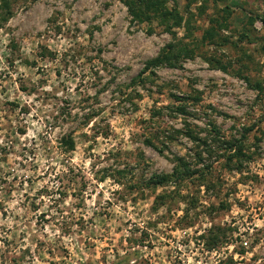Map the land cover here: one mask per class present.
Segmentation results:
<instances>
[{
    "label": "rangeland",
    "instance_id": "374dc122",
    "mask_svg": "<svg viewBox=\"0 0 264 264\" xmlns=\"http://www.w3.org/2000/svg\"><path fill=\"white\" fill-rule=\"evenodd\" d=\"M124 1L0 17V264H264V0Z\"/></svg>",
    "mask_w": 264,
    "mask_h": 264
},
{
    "label": "trees",
    "instance_id": "16d2710c",
    "mask_svg": "<svg viewBox=\"0 0 264 264\" xmlns=\"http://www.w3.org/2000/svg\"><path fill=\"white\" fill-rule=\"evenodd\" d=\"M11 1L12 0H0V13H1V20L5 21L8 20V18L12 15L11 13ZM211 0H204L202 2V5L200 7L204 8V4H206L207 2H210ZM216 2H218L219 0H214ZM125 5L128 7L129 12L131 13V15L139 20L140 22H144L146 20H150V18H166V24L168 25V28H173V26H181V20H179V17L177 15V11L174 10H169L167 5H166V1L165 0H128V1H124ZM171 20L173 21V23L171 24ZM170 22V24H169ZM169 29V30H170ZM216 33L213 31V29H209L206 32V36L204 38V40H213V38H215ZM167 49L169 50L170 54H173L172 52H174L175 49V45L174 44H169L167 46ZM182 54H184L185 56H191L188 53V50L184 47L183 50L181 51ZM171 63V59L168 56H165L164 53H162L160 56H158L157 58L151 60L148 62L147 64V69L149 68H155V67H159L164 63ZM172 64V63H171ZM175 99L178 102H181L180 105H178L177 107V112L178 114L182 115V116H186L188 115V104L189 102L192 100V103H200L201 102V98L196 96L194 98L191 97H185V98H180L178 96L175 97ZM215 132L217 134H219V132L216 130L215 128ZM192 136V135H191ZM220 140H217V143H219ZM63 144L66 146L67 150L69 151H74L75 150V142L72 138H68L65 139L63 141ZM225 144V143H224ZM228 146V149L232 150L234 148V145H231V143H226ZM236 152V150H235ZM180 162L182 163L183 161L180 160ZM182 166L187 170V174H181V177L184 178H191L193 176L196 175V172L198 171H192L191 168L188 165L182 164ZM178 174V173H177ZM179 176H177L175 178L174 175H158L155 176L152 179V182L154 185L156 186H167L170 183H174L176 182L175 180L178 178ZM176 184V183H175ZM221 230V229H220ZM227 241V237L225 236V234H223L222 239L217 238L215 241L213 240V242H216L220 244H224Z\"/></svg>",
    "mask_w": 264,
    "mask_h": 264
}]
</instances>
